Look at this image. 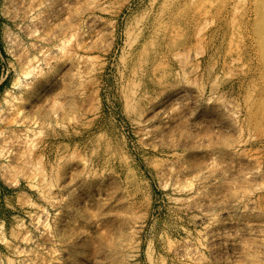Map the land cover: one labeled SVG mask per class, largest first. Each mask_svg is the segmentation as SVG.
<instances>
[{"label": "rangeland", "instance_id": "rangeland-1", "mask_svg": "<svg viewBox=\"0 0 264 264\" xmlns=\"http://www.w3.org/2000/svg\"><path fill=\"white\" fill-rule=\"evenodd\" d=\"M215 221L264 228V0H0V264H216Z\"/></svg>", "mask_w": 264, "mask_h": 264}, {"label": "bare ground", "instance_id": "bare-ground-1", "mask_svg": "<svg viewBox=\"0 0 264 264\" xmlns=\"http://www.w3.org/2000/svg\"><path fill=\"white\" fill-rule=\"evenodd\" d=\"M18 1L21 3L25 2V0ZM28 63L29 71L25 73L27 76L31 74L34 70V65L32 61H28ZM229 130V128L226 129V131ZM261 225L259 223L251 224L248 222L243 226V224H241L240 222L233 221V223H230V228L232 229V232H228L225 231L226 227L223 225L222 222L215 221L214 225L208 226L205 230V233L203 234L211 252L212 260L216 264H258V262L260 263V255L257 245L254 242L250 243V240L260 238L264 235V228ZM236 239H246L249 241L241 249H236ZM177 252L192 261H196L199 258L197 257L196 251L188 245H183L180 248H177Z\"/></svg>", "mask_w": 264, "mask_h": 264}]
</instances>
